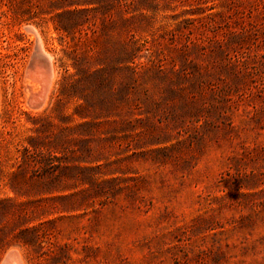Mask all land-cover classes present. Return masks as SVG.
<instances>
[{
	"label": "rangeland",
	"instance_id": "rangeland-1",
	"mask_svg": "<svg viewBox=\"0 0 264 264\" xmlns=\"http://www.w3.org/2000/svg\"><path fill=\"white\" fill-rule=\"evenodd\" d=\"M71 1L0 0V264H264V0Z\"/></svg>",
	"mask_w": 264,
	"mask_h": 264
},
{
	"label": "trees",
	"instance_id": "trees-1",
	"mask_svg": "<svg viewBox=\"0 0 264 264\" xmlns=\"http://www.w3.org/2000/svg\"><path fill=\"white\" fill-rule=\"evenodd\" d=\"M131 1L130 0H72L70 2V7L72 9L70 10H64L60 12L57 15V24L56 28L59 31H64L69 35H73L77 30L81 29L84 27V25L87 23V19H85V14L89 11H97V10H102L104 7L108 6H113V7H120L124 5H130ZM68 17V19H66ZM131 54V51L127 47H123L122 53L120 56V61L124 64L121 68V70H130V71H135L132 70V67H129L127 64L129 63V55ZM128 57V58H127ZM105 69H97L95 73H91L87 76H85V79L89 80V82H92L93 84H99L98 80H95V76L97 74H101ZM133 79V74L128 75V80ZM127 84V83H125ZM127 91L128 88H125ZM92 94L91 96L85 98L87 102H92ZM102 99V98H101ZM100 101H103L102 99ZM83 110L86 109L87 107H82Z\"/></svg>",
	"mask_w": 264,
	"mask_h": 264
},
{
	"label": "bare ground",
	"instance_id": "bare-ground-1",
	"mask_svg": "<svg viewBox=\"0 0 264 264\" xmlns=\"http://www.w3.org/2000/svg\"><path fill=\"white\" fill-rule=\"evenodd\" d=\"M36 29V28H35ZM34 29V30H35ZM37 35V34H36ZM38 37V36H37ZM40 39V38H39ZM38 41V40H37ZM36 57H37V60H38V63L41 64V69L39 71H41V75H42V78H41V81L45 83V94L47 93L48 89H49V86H50V81L52 79V70H51V66H49V61H50V58H51V53L49 52V50H47L46 48L43 47L42 44L39 43V46H38V51H37V54H36ZM35 69V68H34ZM46 71H44V70ZM45 76H47L48 78L46 79ZM39 79V78H38ZM46 79V81H45ZM40 81V80H39ZM40 81V82H41ZM38 84V83H37ZM36 84V85H37ZM35 85V84H34ZM39 87V86H37ZM38 89V88H37ZM42 95H40V98H37V97H34V99L32 100L33 102L37 103V102H41L42 100ZM46 97V96H45ZM43 102V101H42ZM38 104V103H37ZM36 104V105H37ZM33 105V103H32ZM35 105V104H34ZM39 106V105H38ZM8 258V257H7Z\"/></svg>",
	"mask_w": 264,
	"mask_h": 264
}]
</instances>
